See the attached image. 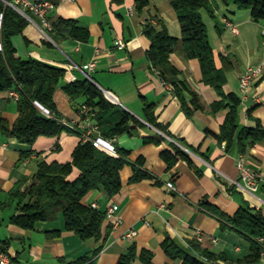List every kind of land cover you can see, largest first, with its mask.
Returning <instances> with one entry per match:
<instances>
[{
  "label": "crops",
  "instance_id": "obj_1",
  "mask_svg": "<svg viewBox=\"0 0 264 264\" xmlns=\"http://www.w3.org/2000/svg\"><path fill=\"white\" fill-rule=\"evenodd\" d=\"M51 2L53 6L47 12V18L51 21L58 17L75 19L79 26L87 29V38L78 40L61 36L55 41L44 34L39 19L33 17L39 27L28 21L20 33L12 36V42L20 57H31L64 68V75L52 96L58 115L76 125L84 121L87 116L82 109L84 97L71 99L61 85L83 79L88 74L103 93L108 92L109 101L116 100L113 103L133 115L140 125H135L130 132L106 139L113 147L129 151L127 162L119 171V191L106 197L102 191L92 190L82 198L86 204L96 202L101 210L112 203L118 207L116 214L120 223L116 227L112 219L104 216L102 220L101 233L109 229L103 242L82 240L64 229L60 212L52 219L36 222L33 228H23L9 221L16 212L10 190L18 182L28 180L36 172L40 160L69 161L80 136L77 131L66 129L56 136L40 135L31 145L18 141L1 129V124L10 129L15 121L18 114L16 99L8 94V90L0 92V245L11 262L68 264L101 242L100 250L86 262L116 264L120 255L126 254L133 244L136 254L142 249L152 253V264H180V259L165 254L162 248L165 239L181 248L188 247V240L197 241L214 253H222L226 257L224 260L231 262L248 255L250 238L208 211L203 203L228 215L239 207L264 214V137L246 145L243 151L238 143L241 128L254 127L256 121L264 126V38L261 36L264 20L252 19L248 9L236 8L232 0L226 3L212 0L215 18L201 9L214 64L222 81L220 92L204 83L199 60L187 57L182 45L178 44L169 54V61L178 69V77L185 79L196 93L200 104L194 107L191 95L184 91V99L191 108L187 115L172 86L160 78L146 55L150 42L143 33L145 21H150L157 29L163 25L172 36L180 35L170 0H150L140 11L134 8L132 0ZM223 9H228V14ZM223 18L235 25L236 32L223 22ZM215 20L219 30L214 25ZM116 38L124 42L122 48L115 45ZM92 59L94 67L83 69L82 66ZM257 64L262 65V73L242 98L239 76L247 66ZM229 94L237 97L236 104ZM145 103L151 105L152 116L163 130L148 121ZM233 107L235 128L231 142L226 145L218 135ZM91 135L99 136L96 128L91 130ZM159 135L164 138L159 139ZM145 138L159 141L144 142ZM170 143L188 156L190 164L179 157L167 166L161 152L165 149L173 151ZM238 157L259 174L255 185H248L240 176L236 167ZM137 158L142 159L139 167L147 176L132 182L129 178ZM77 173L78 170L73 168L68 178ZM166 182H171L174 189H169ZM127 229H135L136 235L123 238L122 233ZM196 233L201 234V239H197ZM219 260L223 259L213 261ZM132 264L140 262L136 259ZM253 264H264L261 251L259 260Z\"/></svg>",
  "mask_w": 264,
  "mask_h": 264
},
{
  "label": "trees",
  "instance_id": "obj_2",
  "mask_svg": "<svg viewBox=\"0 0 264 264\" xmlns=\"http://www.w3.org/2000/svg\"><path fill=\"white\" fill-rule=\"evenodd\" d=\"M221 1L226 3L228 0ZM149 2L150 0H132L137 11L142 10ZM232 2L238 9H248L252 19L264 20V0H232ZM170 4L179 23L180 35L172 36L163 25L157 29L150 21H145L143 33L150 42L146 55L160 78L172 86L182 109L189 115L191 108L187 105L183 92L186 91L191 95L190 101L194 107L200 104L188 82L178 77L179 71L169 61V54L181 44L187 57L199 60L201 80L220 92L222 81L220 72L215 67L213 50L200 13L201 9H204L215 18V6L212 0H170ZM27 22L28 20L18 11L0 0V92L7 90L18 92L17 117L10 129L2 124L1 129L18 141L31 145L40 135L56 136L68 128L61 123V117L56 111L52 98L55 88L64 75V68L31 57L22 58L16 54L12 36L20 33ZM49 24L50 28L46 30V34L55 41L61 36L78 40H85L88 36L87 29L79 26L72 18L58 17L53 21L49 20ZM214 25L219 30L217 20L214 21ZM61 88L71 99L84 97L88 112H92L91 120L97 133L104 139L130 132L135 125H140V122L128 111L109 101L103 91L88 77L64 83ZM228 97L232 98L234 104L238 102L234 94H229ZM34 101L48 109L50 116L44 114ZM145 110L148 121L163 130L155 122L150 104L145 103ZM234 110L235 107L226 116L218 135V139L224 140L226 145L231 142L235 128ZM77 133L79 134L78 131ZM158 137L164 138L160 135ZM262 137H264V126L258 121L254 127L241 128L238 132L240 151ZM151 141L156 143L159 140L144 139V142ZM170 146L173 151L165 149L161 152L168 167L179 157L186 159L190 164L188 156L180 148L172 143ZM114 150V154L109 153L94 146L91 140L80 138L71 152L69 161H38L36 172L28 180L18 182L9 192L10 199L15 201L16 207V212L9 217V221L23 228H33L36 222L52 219L57 212H60L64 229L72 231L82 240L93 239L103 242L109 231L106 229L102 234L100 229L105 216L104 210L83 203L82 198L92 190H100L106 197H111L119 191L121 187L119 171L127 162L129 151L115 146ZM135 163L129 178L132 182L147 176V173L139 167L142 165V159L137 158ZM73 168H76L78 173L69 179L68 175ZM203 205L208 211L250 238L251 252L236 262L256 263L264 247V242L257 241L258 237L264 238V214L259 210L251 213L245 207H239L232 215H228L206 202ZM101 242L93 250L68 264H92V260L86 261L100 250ZM187 242L188 247L181 248L172 240L165 239L162 248L168 257L180 259V264H212L211 261L215 259L226 258L222 253H214L202 247L197 241ZM136 259L140 264H152V253L142 249L136 254L135 247L131 244L127 253L120 255L116 264H132Z\"/></svg>",
  "mask_w": 264,
  "mask_h": 264
},
{
  "label": "built area",
  "instance_id": "obj_3",
  "mask_svg": "<svg viewBox=\"0 0 264 264\" xmlns=\"http://www.w3.org/2000/svg\"><path fill=\"white\" fill-rule=\"evenodd\" d=\"M4 4L11 6L13 9L18 11L24 18H26L28 21H33V17H37L40 21V24L42 26L41 29L44 32V34L49 38V36L46 34V30L50 28L49 20L47 18V12L50 10V8L53 6V3L51 0H2ZM128 11H132V7H128ZM223 22L231 28L233 32H236V27L234 24H232L227 19L223 18ZM36 24V23H35ZM37 25V24H36ZM39 27V25H37ZM261 36L264 38V25L261 27ZM115 45L118 48H122L124 45V42L120 38H116ZM94 67V60L87 62L82 66L85 70H91ZM262 73V65H249L245 68V70L240 74L238 79V85L239 90L241 93V97L245 98L247 94V90L249 86L252 84V82L257 79ZM87 77H89L88 74H86ZM8 94L17 99L18 98V92L16 90H8ZM104 96L108 99H110V95L108 92L104 91ZM114 101V99H112ZM35 104H39L37 101H34ZM41 111L50 116V113L48 109L44 108L42 105L39 107ZM82 109L86 112V117L84 121L76 125L74 123H71L63 118L60 119L61 123L64 124L68 129L75 130L79 132V136L82 140H91L93 145L98 147L99 149L105 150L109 153L114 154L115 150L113 145L108 142L106 139L102 137H93L91 135V130L95 128V125L91 122L92 112H88V107L85 105L82 106ZM236 167L239 171V174L241 177H243L248 185H255L256 180L259 178V174L250 170L242 160V158L238 157L236 160ZM234 183L238 184L236 181L233 180ZM165 185L169 189H174V186L171 182H166ZM90 205L94 208H98V205L96 202H91ZM117 205L116 204H109L106 206L104 213L105 216L112 219L113 226H117L120 223V218L116 214L117 211ZM137 231L135 229H127L122 233L123 238L130 239L136 235ZM197 239H201V234L196 233ZM257 241L262 243L264 242V238L258 237ZM261 254H264V247H262ZM0 264H13L8 256V254L1 249L0 246ZM212 264H249V263H237V262H231L226 260H219V261H212Z\"/></svg>",
  "mask_w": 264,
  "mask_h": 264
},
{
  "label": "rangeland",
  "instance_id": "obj_4",
  "mask_svg": "<svg viewBox=\"0 0 264 264\" xmlns=\"http://www.w3.org/2000/svg\"><path fill=\"white\" fill-rule=\"evenodd\" d=\"M223 11H225L228 14V9H223Z\"/></svg>",
  "mask_w": 264,
  "mask_h": 264
},
{
  "label": "water",
  "instance_id": "obj_5",
  "mask_svg": "<svg viewBox=\"0 0 264 264\" xmlns=\"http://www.w3.org/2000/svg\"><path fill=\"white\" fill-rule=\"evenodd\" d=\"M113 102H117L116 100L115 101H113ZM38 107H40V104H36Z\"/></svg>",
  "mask_w": 264,
  "mask_h": 264
}]
</instances>
